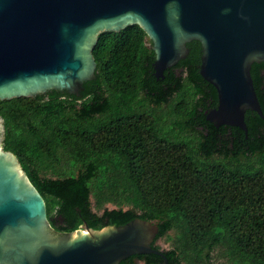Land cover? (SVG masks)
Instances as JSON below:
<instances>
[{"label": "trees", "instance_id": "trees-1", "mask_svg": "<svg viewBox=\"0 0 264 264\" xmlns=\"http://www.w3.org/2000/svg\"><path fill=\"white\" fill-rule=\"evenodd\" d=\"M187 47L158 79L139 24L101 33L94 77L78 94L0 99L1 146L43 196L56 233L157 220L152 246L165 256L120 264H213L215 253L226 264H264V118L247 110V134L210 122L217 90L200 74L201 43ZM251 76L264 114V62Z\"/></svg>", "mask_w": 264, "mask_h": 264}, {"label": "water", "instance_id": "water-1", "mask_svg": "<svg viewBox=\"0 0 264 264\" xmlns=\"http://www.w3.org/2000/svg\"><path fill=\"white\" fill-rule=\"evenodd\" d=\"M132 24L152 42L158 79L186 57L189 42L201 43L200 74L218 94L206 118L217 127L247 134V110L264 118L251 76L253 63L264 62V0H0V99L51 88L78 94L94 77L99 35ZM85 228L56 233L43 196L16 155L0 146V264H120L134 254L165 256L152 246L157 220Z\"/></svg>", "mask_w": 264, "mask_h": 264}, {"label": "rangeland", "instance_id": "rangeland-1", "mask_svg": "<svg viewBox=\"0 0 264 264\" xmlns=\"http://www.w3.org/2000/svg\"><path fill=\"white\" fill-rule=\"evenodd\" d=\"M0 120H1V118H0ZM1 124H2V133H1V140H2V138H3V121L2 120H1ZM1 145H2V142L0 143V146ZM107 207L112 209V208H115V205L109 203V204H107ZM80 229L85 230L86 228H85V226H82ZM156 244L158 246H160L162 249H165V250H167V249L172 247L171 242L168 241L165 238L158 239ZM138 263L139 264H143L142 261H138ZM213 264H226V262H225V259L223 258V256H221L220 254L215 253V258L213 259Z\"/></svg>", "mask_w": 264, "mask_h": 264}, {"label": "bare ground", "instance_id": "bare-ground-1", "mask_svg": "<svg viewBox=\"0 0 264 264\" xmlns=\"http://www.w3.org/2000/svg\"><path fill=\"white\" fill-rule=\"evenodd\" d=\"M83 230V229H82Z\"/></svg>", "mask_w": 264, "mask_h": 264}]
</instances>
